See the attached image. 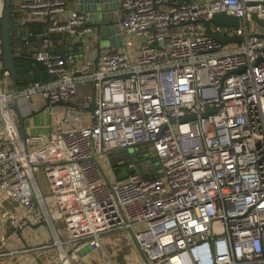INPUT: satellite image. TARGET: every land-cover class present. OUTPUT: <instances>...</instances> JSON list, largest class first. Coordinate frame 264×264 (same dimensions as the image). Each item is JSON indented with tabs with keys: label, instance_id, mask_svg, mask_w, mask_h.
I'll list each match as a JSON object with an SVG mask.
<instances>
[{
	"label": "built area",
	"instance_id": "obj_1",
	"mask_svg": "<svg viewBox=\"0 0 264 264\" xmlns=\"http://www.w3.org/2000/svg\"><path fill=\"white\" fill-rule=\"evenodd\" d=\"M178 1L117 0L125 51L103 47L77 60L52 52L50 36L67 32L88 49L96 34L88 12L67 0L19 4L44 24L32 56L51 78L6 90L0 59V188L24 210L3 217L17 230L50 223L57 264H77L86 247L111 262L103 238L133 241L130 228L145 264H264V27L254 19H264V0ZM219 12L238 16L239 27L210 22ZM204 21L221 40L243 39L223 44ZM82 86L91 91L81 107L68 105ZM36 93L50 111L64 104L69 126L21 134L8 105ZM140 142H149L141 152L152 146L161 173L129 157L131 173L118 179L108 154ZM41 167L47 198L35 177Z\"/></svg>",
	"mask_w": 264,
	"mask_h": 264
},
{
	"label": "crops",
	"instance_id": "obj_2",
	"mask_svg": "<svg viewBox=\"0 0 264 264\" xmlns=\"http://www.w3.org/2000/svg\"><path fill=\"white\" fill-rule=\"evenodd\" d=\"M21 2L22 0H13V5L17 8V10L20 9L19 4ZM20 10L22 11L23 18L26 21L25 27L28 31L27 35L30 36L31 31H34V29L38 30L39 25L43 23L40 20L29 17L27 10ZM29 36H26L25 40L22 39V37L16 32H14L12 36L15 52H19L20 54L26 56L25 58L19 60H34L32 53L40 47L41 35L38 34L31 38V42L28 46L26 42H29ZM50 37L52 41L50 49L52 52L73 54L75 60L81 58L82 56L89 59H93L95 56L97 58L99 50L104 47L98 44L96 34L88 36V49L85 50L83 49L84 45L73 39V37H71L67 32L53 33ZM105 49L118 50L116 47L111 46H106ZM30 71L34 74V76H40V72L34 71L33 67H31ZM5 89H16L12 78L6 79ZM90 91V86H82L79 94L73 97L67 104L74 105L78 108L81 107L80 103L85 100L86 95ZM16 101L18 110L12 108L11 112L14 119L16 121L19 120L18 124H20V119L22 118L24 133L27 132V130H31V128L36 129V127H46L48 133V131L63 129L69 126V124H65L63 122L62 106L64 104L58 103L54 105V108H52L54 111H50L51 108H45V106L42 105L43 100L38 93L33 94L30 97L21 96ZM92 107L93 104H90L84 111L83 123H88L91 120ZM40 112H44V114H46L47 120H44L41 125H37L33 118L35 114ZM25 119L28 120V125L24 124ZM2 130V120L0 118V136L2 134ZM41 170L42 167L40 170L36 171L35 174ZM7 209L17 212L21 217L24 214V210L20 204L13 199H7L5 197L4 190L0 188V264H57L55 261V255L58 250L54 245L52 225L46 221H42L41 223L28 224L22 230L14 229L3 217V212ZM54 226L58 228L60 227V223L58 221H54ZM100 250L103 251L102 249L95 250L91 247L84 248L81 252V261L79 264H94L101 261Z\"/></svg>",
	"mask_w": 264,
	"mask_h": 264
},
{
	"label": "water",
	"instance_id": "obj_3",
	"mask_svg": "<svg viewBox=\"0 0 264 264\" xmlns=\"http://www.w3.org/2000/svg\"><path fill=\"white\" fill-rule=\"evenodd\" d=\"M67 1H69L76 10H84L90 14L89 19L96 30L97 42L100 46H111L116 47L120 52L125 51V48L123 47L122 36L119 34L117 14L115 12L117 8V0ZM181 1L182 0H179L178 3ZM22 19L23 13L20 9L17 10V8L13 5V0H3V6L0 13V37L2 45L0 59L3 63V68L9 71L14 84L16 80L17 61L26 57L19 52H15L12 40L14 32L20 35L22 39H26L28 31L25 27L26 23L21 22ZM254 19L258 25L264 27V19L258 18L256 15H254ZM210 22L214 23L215 25L225 24L237 28L239 27L240 19L238 16L229 15L225 12H219L212 16ZM204 24L207 28V34L221 41L223 44L227 42H239L243 39V36L237 35L226 40H221L217 34H214L209 30V21H204ZM261 36L264 37V34ZM8 108L18 110L17 101L9 104ZM22 123L23 120L21 118L20 127L24 134ZM148 143L149 142H140L124 150H115L114 152H110L108 154L110 166L113 169L114 174L118 175V179L121 180L131 173V170H127L126 166H120L119 162L123 161L125 157H130L133 161H138L139 163L143 162L145 160L143 153H145L146 150H142L143 152H141V150H138V147L141 145H147ZM150 162L151 160L147 161L146 163L150 164ZM129 233L133 238V241L136 244L141 256L144 258V260H146L144 253L134 239V233L131 228L129 229Z\"/></svg>",
	"mask_w": 264,
	"mask_h": 264
},
{
	"label": "rangeland",
	"instance_id": "obj_4",
	"mask_svg": "<svg viewBox=\"0 0 264 264\" xmlns=\"http://www.w3.org/2000/svg\"><path fill=\"white\" fill-rule=\"evenodd\" d=\"M27 119H25V125H28ZM33 119L37 125H41L44 120H47V116L46 114H44V112H40L35 114ZM27 133H47V128H31V130H27ZM21 134L23 133L21 132ZM141 147L144 148L145 146L142 145ZM148 148L149 150L148 152H145L144 156L146 162L151 160L150 164H148L150 175L160 174L161 170L158 166L157 158L154 156L153 148L151 145H149ZM98 160L99 163L104 167L109 178H113L114 174L111 172L109 166L105 162V155H100L98 157ZM130 160L131 159L129 157H126L123 159L120 165L126 166L130 162ZM35 177L44 197L47 198L50 194H52V189L45 176L44 170L42 169L41 171L37 172L35 174ZM103 242L105 244L106 253L110 257L111 262L109 261L106 255L104 256L105 253L100 250L99 252L101 254V261L96 262L94 264H145V260L141 256L136 244L132 241V239H129L126 233H114L107 235L103 238ZM80 261L81 258H79L78 264Z\"/></svg>",
	"mask_w": 264,
	"mask_h": 264
},
{
	"label": "trees",
	"instance_id": "obj_5",
	"mask_svg": "<svg viewBox=\"0 0 264 264\" xmlns=\"http://www.w3.org/2000/svg\"><path fill=\"white\" fill-rule=\"evenodd\" d=\"M44 30V24H40L38 30L34 29L31 31V35L29 38V43L31 42L30 39L33 38L35 35L42 33ZM38 33V34H37ZM31 67H33L34 71H39L40 76H34L31 73ZM51 77L47 74L45 66L37 62L36 60H18L17 61V76L15 80V88L16 89H23L29 86L31 83L35 82L36 80H40L41 82H45L49 80Z\"/></svg>",
	"mask_w": 264,
	"mask_h": 264
}]
</instances>
